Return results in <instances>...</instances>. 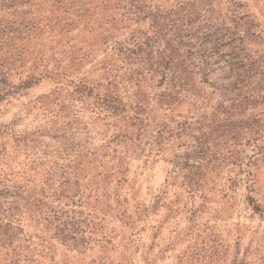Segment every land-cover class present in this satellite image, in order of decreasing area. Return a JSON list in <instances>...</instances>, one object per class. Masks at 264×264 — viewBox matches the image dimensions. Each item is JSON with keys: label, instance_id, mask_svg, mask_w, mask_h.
I'll use <instances>...</instances> for the list:
<instances>
[{"label": "rangeland", "instance_id": "1", "mask_svg": "<svg viewBox=\"0 0 264 264\" xmlns=\"http://www.w3.org/2000/svg\"><path fill=\"white\" fill-rule=\"evenodd\" d=\"M53 1L25 6L32 13L29 31L0 34V70L9 68L14 86L31 75L39 77L52 62L61 63L67 74L66 79H43L19 90L20 96L2 104L0 124L18 121L19 132L43 121L44 97L52 100L60 89L65 95L69 80L103 81V62L114 41L151 30L149 16L129 15L113 1L90 0L94 18L73 15L68 2L61 4L66 6L62 10ZM177 1L151 0L147 6L150 12L165 11ZM234 3L255 18L264 38V0H213L212 5L225 10ZM0 8V20L12 13L7 6ZM216 100L208 98L195 116L184 106L186 121L200 124L162 142L159 151L149 153L143 137L145 156L128 143L115 147L117 152L104 162L85 158L82 182L89 187L88 196L77 206L64 205L82 213V218L76 216L86 221L85 243L67 247L52 238L46 224L29 221L33 264H264V121L259 122L262 127L251 121V115L260 119L264 105L218 112ZM77 110L82 117L75 132L82 137L85 127L93 132L90 151L115 134L117 120L98 121L94 113ZM155 117L161 120L163 112ZM108 123L112 126L106 127ZM7 143V168L24 172L23 158L13 160L17 144L11 139ZM184 154L188 164L180 170L175 162ZM7 253L0 247V264H12Z\"/></svg>", "mask_w": 264, "mask_h": 264}, {"label": "trees", "instance_id": "2", "mask_svg": "<svg viewBox=\"0 0 264 264\" xmlns=\"http://www.w3.org/2000/svg\"><path fill=\"white\" fill-rule=\"evenodd\" d=\"M34 1L0 0L1 7L12 11L10 17L0 20V34L33 28L32 13L25 6L31 7ZM64 1L73 15L95 17L90 0L53 2L63 10ZM111 1L129 15L149 16L151 30L114 41L112 54L103 62V81L69 80L71 89L65 95L60 89L56 98L44 97L47 108L42 122L23 132L17 130L18 121L0 124V247L8 251L12 264L35 262V249L26 229L29 221L46 224L54 233L52 238L67 247L77 249L85 243L87 224L82 213L64 205L77 206L88 196L81 166L88 156L90 162H104L117 152L115 147L128 143L139 149L138 155L145 156V149L140 148L143 137L149 153L159 151L162 142L173 136L180 138L190 126L200 124L186 121L181 109L185 106L195 116L208 98L218 99V112H243L264 105V38L261 26L240 4L221 10L212 5L213 0H178L169 10L150 12L147 5L151 0ZM64 71L61 63L52 62L39 77L31 75L14 86L8 80L9 68L1 69L0 107L20 96L19 90L31 89L43 79H66ZM80 108L97 115L98 121H118L115 134L91 151L93 132L86 127L84 137L75 132L80 129ZM156 112H163L159 121ZM258 115L260 119L251 115L254 126L264 121V112ZM10 139L17 144L14 153L18 155L13 160L23 158L20 165L24 172L7 168ZM188 156L177 157V168L184 169Z\"/></svg>", "mask_w": 264, "mask_h": 264}]
</instances>
